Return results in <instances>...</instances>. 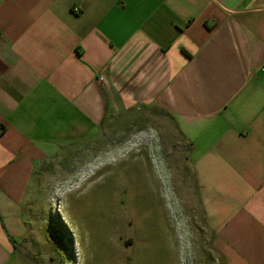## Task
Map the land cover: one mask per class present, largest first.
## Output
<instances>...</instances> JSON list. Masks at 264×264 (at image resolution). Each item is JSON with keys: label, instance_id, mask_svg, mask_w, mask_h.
<instances>
[{"label": "crops", "instance_id": "1", "mask_svg": "<svg viewBox=\"0 0 264 264\" xmlns=\"http://www.w3.org/2000/svg\"><path fill=\"white\" fill-rule=\"evenodd\" d=\"M263 67L264 0H0V264H41L38 188L138 108L189 143L214 256L264 264Z\"/></svg>", "mask_w": 264, "mask_h": 264}, {"label": "rangeland", "instance_id": "2", "mask_svg": "<svg viewBox=\"0 0 264 264\" xmlns=\"http://www.w3.org/2000/svg\"><path fill=\"white\" fill-rule=\"evenodd\" d=\"M189 149L155 108L105 123L38 188L30 252L41 264H221Z\"/></svg>", "mask_w": 264, "mask_h": 264}, {"label": "built area", "instance_id": "3", "mask_svg": "<svg viewBox=\"0 0 264 264\" xmlns=\"http://www.w3.org/2000/svg\"><path fill=\"white\" fill-rule=\"evenodd\" d=\"M75 10H77V8H75ZM261 70H264V67H263V68H261Z\"/></svg>", "mask_w": 264, "mask_h": 264}]
</instances>
